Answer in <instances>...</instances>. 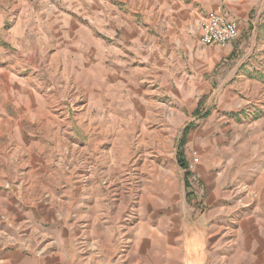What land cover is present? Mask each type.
Returning a JSON list of instances; mask_svg holds the SVG:
<instances>
[{"label": "rangeland", "instance_id": "1", "mask_svg": "<svg viewBox=\"0 0 264 264\" xmlns=\"http://www.w3.org/2000/svg\"><path fill=\"white\" fill-rule=\"evenodd\" d=\"M169 1L0 0V264H264V55Z\"/></svg>", "mask_w": 264, "mask_h": 264}, {"label": "crops", "instance_id": "2", "mask_svg": "<svg viewBox=\"0 0 264 264\" xmlns=\"http://www.w3.org/2000/svg\"><path fill=\"white\" fill-rule=\"evenodd\" d=\"M169 2L171 6L168 12L176 22L186 24V14L189 13L191 16L196 44L201 34V21L207 14H218L228 21H235L238 26L237 39L224 48L204 47V53L207 55L204 56L202 64L228 67L226 89L232 93H238L242 89L251 91L254 88H262V74L259 73L262 70L258 64L264 55V0H170ZM182 30L185 33L186 29L182 28ZM79 97L73 92L74 105L82 109L83 99ZM59 114L62 115L63 112Z\"/></svg>", "mask_w": 264, "mask_h": 264}, {"label": "built area", "instance_id": "3", "mask_svg": "<svg viewBox=\"0 0 264 264\" xmlns=\"http://www.w3.org/2000/svg\"><path fill=\"white\" fill-rule=\"evenodd\" d=\"M237 23L211 13L201 21L200 44L202 46L225 47L237 38Z\"/></svg>", "mask_w": 264, "mask_h": 264}, {"label": "bare ground", "instance_id": "4", "mask_svg": "<svg viewBox=\"0 0 264 264\" xmlns=\"http://www.w3.org/2000/svg\"><path fill=\"white\" fill-rule=\"evenodd\" d=\"M237 37H238V32H237ZM236 39H237V38H236ZM236 39H235V40H236ZM235 40H234V41H235Z\"/></svg>", "mask_w": 264, "mask_h": 264}]
</instances>
